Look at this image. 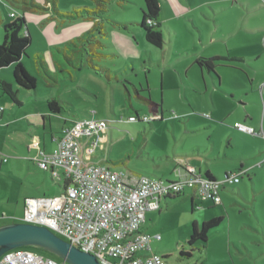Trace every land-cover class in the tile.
Wrapping results in <instances>:
<instances>
[{
	"label": "rangeland",
	"instance_id": "obj_1",
	"mask_svg": "<svg viewBox=\"0 0 264 264\" xmlns=\"http://www.w3.org/2000/svg\"><path fill=\"white\" fill-rule=\"evenodd\" d=\"M34 1L42 5L46 4V0ZM92 1L58 0V8L62 11H72L75 4H91ZM142 1L112 0V3L108 5L107 18L109 21H105L107 34L98 36L99 39L97 37L105 44V47L99 50L102 55L93 56V59L95 65L110 69L112 75H116V73L119 75L120 82H115V80L113 81L115 83L110 85L104 79L96 76L95 71L88 66L87 59L83 61L80 58L81 55L75 54V57L78 58L75 59L77 62H84L81 63L83 67L77 70L58 50V46L51 48V45L55 44L54 39L59 38L61 33L85 35V32L89 29L85 30L82 24L88 23L87 21L76 20L63 25L58 19L51 17L52 10L37 11L27 6L23 1L0 0V11L2 13L0 15V43L3 41L4 23L13 20L8 15L10 11H14L20 16L25 15L27 27L32 37V45L29 49L31 57L25 59L23 64L26 70L37 79V85L34 90H21L20 97L24 95L35 96L38 91L39 95L47 96L48 99L55 98L61 105L62 114L50 113V123L53 130L58 128L57 125L62 122L65 114L73 121L84 118L83 112L90 108L97 111L98 117L109 121L110 127L103 132V138L101 136L99 147L93 159L96 160L106 156L110 160L105 162L106 165L111 167L113 161L121 162L120 165L126 172L135 171L136 168L153 175L175 180L178 178L175 173L177 161L179 159L188 160L183 155L175 156V153L187 149L194 150L196 153L197 147L211 150L212 142L216 144L217 150L215 149L206 157L218 155L219 158L207 161L204 156L192 157L194 163L192 166L200 168L202 176H206L205 173L208 167L217 166L221 167L224 172L226 170L231 172L238 169L242 163L252 165L253 172L262 171L260 175H254L256 177L254 185L250 182L248 176L244 174L243 181L226 186L231 188L233 192L230 189H220L221 194L227 196L224 200L225 210L223 211L216 206L214 207L212 202H201L197 197L194 198L193 204L194 192L187 189L181 196L168 198L170 201L168 206L166 207L164 204L159 214L157 212L149 213L147 223L150 227V233L161 235V240H154L151 243V250L153 253L163 256L166 264H264V191L261 192L264 189V159L258 161L256 157L241 158L250 145L256 146L258 150L259 147H264V130L261 129L256 131L255 134L248 135L249 138L234 139L233 136L230 140H227L226 137L222 138L225 129L228 128L227 126L235 127L229 118L219 121V124H213L212 128L208 130H195L202 127L204 122L211 123V120L214 119L210 118L208 113H205L208 116L203 113L204 111L209 112V110H199L196 115L192 111L190 98L184 94L185 87L180 74L181 65H164L161 63L159 66L152 67L137 61L134 70L131 60L128 61L130 63L125 62V56L120 53L115 43L120 36L119 34L128 35L135 43L132 33L133 25L129 21L140 19ZM29 2H32V0H29ZM161 14H163L162 19L168 15L166 10H163ZM209 14L212 16L213 12ZM117 21L127 23L125 27L128 30H125L122 25L119 26L122 28H119L114 23ZM85 25L90 29L92 27V23ZM68 26L72 27L65 31ZM23 33H26V27ZM164 35L163 38L168 42ZM135 44L137 46L134 48L133 54L130 53L131 56L145 58L147 57V48H151L156 58L160 57L158 56L160 51L147 45L144 40ZM180 46L181 41H176L175 49H179ZM233 48L232 53H238V50L245 52L244 48L238 50H233ZM227 51L224 50V53ZM38 52L42 53L50 71L61 77L60 81L52 87L48 86L47 83L49 81L54 83V78L50 77L43 68L40 72L36 66L34 57ZM69 52V55L74 56L71 54L72 51L68 49ZM224 53H221V55ZM245 53L249 55L250 49ZM146 59L148 62V58ZM59 61L64 64L65 71H57L55 63ZM218 63L222 66L217 67L216 73L219 76L220 83L224 86H249L252 80L256 82L258 79H264L263 53H261L259 59L253 58L249 61L231 60ZM71 71L73 78L70 77ZM125 81L126 83H124ZM131 83L137 85L138 89H141V84L144 87L143 93L145 92L146 96L149 93L146 87H149L153 101L161 105L163 112L161 120L128 122L131 113L136 115L135 110H137L139 116L145 114L150 116L154 113L148 103L135 96ZM124 84L129 87L132 95L130 101L126 100V103L121 104L120 98L124 93ZM208 86L207 92L201 94L200 100L202 102L208 100L209 104L212 105L211 96H215L218 102L229 99V96L223 92L214 91L212 85L209 84ZM190 91L193 95V90ZM88 92L95 93L96 97L90 96ZM113 92L117 95L114 96ZM114 98L119 101H115ZM23 100V108L19 110L20 107H16L19 111H15L16 109L13 107L11 100L1 97L0 92V107L4 108L3 113L0 111V160L2 161V167L0 165V182L2 178H5L4 181L9 186L5 194L6 197H10V202L4 208L10 211H13L17 206L21 208L23 202H25L24 198L28 195L35 198L49 197L64 190L63 183L54 181L50 172L40 168L37 166V162L32 160L35 153L29 154L25 151L23 154V151H18V154L24 158H20L16 164L15 159L12 158L14 146L20 147L21 143L25 144V140L28 142V137H30L27 133L29 124L24 115H30L32 113L31 106L36 105V103H33L28 97ZM44 102L45 105H43L42 111L47 112V102L46 100ZM188 117L191 119L187 120ZM193 117L196 118L193 119ZM117 120L118 122H116ZM69 124L71 125V122ZM46 125L49 126L47 120ZM32 133L42 135L40 130H35ZM139 134V141L134 142ZM144 138L147 139V149L142 154L144 157H141L139 150ZM23 139L24 142H21ZM14 141L18 142L14 143ZM30 141V145H32L33 140ZM220 143H222V147L218 150ZM155 150L160 151L162 155L163 153L166 154L172 159L158 163L147 160L145 157L148 152L157 159L160 154L155 153ZM225 155L234 158H224ZM179 163L183 164L184 161ZM45 178L47 179L45 180ZM31 181L36 185H40L38 182H41L38 187L39 190ZM198 205H201L202 208H199ZM218 216H223V221L218 227L209 232L206 247L192 246L188 243L194 223L201 226L204 221ZM26 248L45 257L50 255L47 251L36 247ZM182 252H190L191 256H186ZM52 257L58 260L57 256Z\"/></svg>",
	"mask_w": 264,
	"mask_h": 264
},
{
	"label": "crops",
	"instance_id": "obj_2",
	"mask_svg": "<svg viewBox=\"0 0 264 264\" xmlns=\"http://www.w3.org/2000/svg\"><path fill=\"white\" fill-rule=\"evenodd\" d=\"M49 0H46L47 6H49ZM160 1V16H159V23L160 27L159 30L161 31L162 35L166 33L164 36L166 37L165 41L164 39V45L161 48H158L152 44H150L145 37V30L142 28L140 22L142 20L143 15V8L144 3H142L141 6V17L138 20H132L129 21L131 25H133V38L135 40V43H140L141 40H144L145 43L149 46H152L154 49L159 50L160 54L157 57L155 56L153 50L151 48H147V57H135L131 56L130 53L133 54L134 48L137 46V44L133 43L131 40V37L128 35H122L119 34V38L117 42L115 43L118 50L122 55L125 56V62L130 63L128 61L131 60L132 66L135 70V63L137 61L142 62L145 65L149 66H159L161 63L164 65L169 64H179L181 65L180 68V74L182 77V82L185 87L184 94L189 96L191 108L192 111L198 112L199 110H209V112L204 111L203 113H208L210 118H213L214 120H211V123H201L202 127H198L195 130H208L212 128L213 124H219L221 121L225 120L226 118L231 119L233 122L232 124H235L237 122H242L243 124L253 127L256 131H260L261 129L264 130V79H258V81L255 82V80L250 81L249 86H241L238 85H228L224 86L222 83H220V79H218L215 74L217 75V67L222 66L219 65L218 62L221 61H227V60H221L214 62V71L215 74L212 72H209L206 68L200 67L197 64V61L200 58H212L216 57H232L236 58L234 60H240V61H249L253 58H260L261 53L264 54V0H159ZM143 2V1H142ZM51 6V5H50ZM83 5L75 4L74 7H79ZM51 10V9H50ZM163 10H166L168 15L166 18L162 19ZM11 12V11H10ZM9 12V13H10ZM213 12V15L211 16L209 13ZM8 13V15H9ZM231 13V14H229ZM0 11V15H1ZM10 17V16H9ZM87 21L88 23L82 24V26L85 28V30L90 29L86 27L85 24L92 23L93 21L90 19H75L71 21ZM66 21L62 23L63 25H66L65 23L71 22ZM61 23V22H60ZM116 23V22H115ZM127 23L118 22L116 25L123 26L125 30H128L127 27H125ZM61 25V26H63ZM60 26V25H59ZM58 27L57 25L55 26ZM65 27V26H63ZM72 26H68L65 28V31L68 29H71ZM122 28V27H119ZM88 31V30H87ZM86 31V32H87ZM85 32V31H84ZM85 32V35H86ZM83 35V36H85ZM168 36V37H167ZM77 37H81L78 35V33H61L59 38H55V44L51 45L52 47L58 46L62 47L67 44L68 41L73 40ZM181 41V46L179 49H175V42ZM50 44V43H49ZM50 46V45H49ZM234 47V48H233ZM238 50L240 48H244L245 52L250 49L249 55H247L245 52L239 51L238 53H232L231 50ZM125 50V51H123ZM224 50H228L226 53H224ZM231 52V54H230ZM261 52V53H260ZM221 53H224L221 55ZM226 54V55H225ZM254 56V57H253ZM31 57V54H30ZM148 58V62L147 59ZM25 59L22 61L24 62ZM231 61V60H228ZM101 68H103L101 66ZM264 70V66L262 67ZM107 69V68H106ZM110 70V69H108ZM109 72H112L111 70ZM116 72V71H114ZM96 76L100 77V79H104L107 84H114L115 82H120L119 75L116 73V81L112 80V78L107 79L102 74L95 73ZM219 77V76H218ZM0 80H6L11 82L12 81V74H11V68H6L3 70H0ZM115 81V82H113ZM132 87L134 89L135 96L137 92H142L144 90V87L140 84L141 89H138V86L134 83H131ZM212 85L213 90L217 92H223L227 96H229L228 100H220V102L217 101V98L215 96H211L212 105L209 104L208 100H200L201 94L206 93L208 89V85ZM224 86V87H223ZM224 88V89H223ZM146 90L149 92L147 95L149 98L152 99L150 94V89L147 86ZM193 90V95H191V91ZM90 96L96 97L95 93L88 92ZM113 95L116 96L117 94L113 92ZM131 91L128 86L124 85V93L121 95L120 103L124 104L126 103V100H131ZM224 95V96H226ZM30 98L33 103H36V105H32V113L30 115H24L25 119L27 120L29 124V129L27 130V133L30 137H28V142H24V139L21 142H24L25 144L21 143L22 145L14 146L12 158L15 159L14 162H16L20 158H24L23 156L18 154V151H23V154L25 151L29 154L35 153L34 156L37 154V150L30 145V140H37L39 143V146L45 151V152H52L58 144V139L62 135V129L65 126H69L70 122L73 123L72 119L68 115H63L62 122L58 124V128L54 129L51 126L50 123V112L47 109V112L42 111L43 105H45L44 100L46 102L48 101L47 96H41L39 95V92L35 94V96H28L24 95L21 97L23 101V105L20 107L19 110H21L24 106V98L26 97ZM1 97H4L1 95ZM7 98V97H6ZM8 99V98H7ZM115 99V98H114ZM153 100V99H152ZM115 101H119L117 98ZM227 101V102H226ZM44 102V103H43ZM38 104V105H37ZM132 104V102H131ZM13 107H19L13 104ZM15 110V111H19ZM4 111V110H3ZM3 111L1 113H3ZM94 111V113H92ZM69 113V112H68ZM52 114V113H51ZM62 113H59L61 115ZM134 115L130 114L129 116ZM139 115V114H138ZM2 116V115H1ZM68 116V117H67ZM83 116L91 117L94 116L97 119H102L101 117H98V112L94 109L90 108L83 112ZM189 116V115H188ZM191 117V116H190ZM190 117L186 118L187 120L191 119ZM204 117V116H203ZM196 117H193L195 119ZM46 120L49 122V126L46 125ZM105 120V119H102ZM220 121V122H219ZM230 121V122H231ZM109 122V121H108ZM118 122V120L116 121ZM228 128L225 129L224 134L222 138H227V140H230L234 136L235 138H249L247 137L250 135L249 133L243 132L235 128L234 126H227ZM35 130H40L42 135H38L35 132ZM106 136V135H105ZM140 134L137 138L134 139L135 141H139ZM103 138V135H102ZM221 138V136H220ZM133 141V140H132ZM18 141H14L16 143ZM222 147V143H220L218 150H220ZM147 149V139L144 138L142 141V144L140 145L139 153L141 157H144V154ZM216 149V144L212 142V149L211 150H205L202 149V147H197V152L195 153L194 150H185L183 152L175 153V156H184L187 157L188 160H183L186 163H189L191 165H194L193 158L192 157H206L211 152H214ZM217 150V149H216ZM157 154H160L157 156V159L152 157L151 154L148 152L146 153V159L151 160L153 162H162L171 160L172 158L168 157L166 154H161L160 151L155 150L154 151ZM245 155H243L241 158H248V157H256V160L261 161L264 159V147H259V150L256 149V146L250 145L249 148L245 151ZM154 154V155H157ZM33 156V157H34ZM219 158L218 155H215L214 157H206V160H213ZM224 158H234V157H227L225 155ZM33 160V159H32ZM34 161V160H33ZM94 162H97L98 164L106 165L105 162H109L110 160L108 157L100 158V159H93ZM2 161L0 160V165ZM37 166H39L37 164ZM108 166V165H107ZM252 165L244 164L240 165L238 169H234L231 172L237 173L239 171H246V175L248 176V179L250 182L254 185L255 178L254 175H260L262 171H256L253 172V169L251 167ZM2 167V165H1ZM110 167V166H109ZM113 170H121L124 171L121 167V165L116 164L113 161V166H111ZM198 172L202 174L201 169L197 168ZM132 174L136 175H148L150 177H157V178H163L172 180L169 177L164 178L157 175H153L151 173H148L141 169H136L135 171L130 170L129 171ZM210 173L211 176H213L215 179H224V177L231 173L229 170H226L225 172L221 169V167H212L207 169L205 175ZM244 175V174H243ZM243 175L240 177V183L243 181ZM220 177V178H219ZM222 177V178H221ZM5 178L1 179L0 182V225L14 222L13 218H19L23 216L24 214V206L25 202H23V206L19 208H15L13 211L8 210L7 208H4L5 205L10 202V197H6V190L8 189L7 183L4 181ZM47 178H45L46 180ZM54 179V178H53ZM54 181H56L54 179ZM57 182V181H56ZM31 183L34 186H37V188L41 185V182H38L40 185H36L33 181ZM37 183V182H36ZM58 183V182H57ZM233 185V184H229ZM228 186V183L223 184L221 189H230L232 192L233 190L231 188L226 187ZM39 190V188H38ZM239 190V189H238ZM264 191V189L261 190V192ZM260 192V191H257ZM57 194V193H56ZM221 194V191H220ZM55 195V194H54ZM27 197H31V195H28L24 198V201ZM194 198V197H193ZM192 198V199H193ZM227 198V196H224L221 194V203L220 205L216 206L221 211L224 209V200ZM168 197L163 198L161 200V206L160 209L157 211H151L146 213V221L142 226V229L145 232L150 233L149 231V224L147 215L149 213L157 212L159 214L161 212V208L165 204L166 207L169 204ZM215 207V205H214ZM153 234V233H151Z\"/></svg>",
	"mask_w": 264,
	"mask_h": 264
},
{
	"label": "built area",
	"instance_id": "obj_3",
	"mask_svg": "<svg viewBox=\"0 0 264 264\" xmlns=\"http://www.w3.org/2000/svg\"><path fill=\"white\" fill-rule=\"evenodd\" d=\"M10 16L14 17L15 13L11 12ZM158 117L156 114L130 116L128 122H149ZM234 125L249 134L256 132L242 123ZM109 127L108 121L94 116L74 120L62 129L52 152H45L38 141L33 140L32 147L37 150L33 160L58 183H63L64 190L49 197L26 198L23 216L13 220L50 229L80 250L94 255L100 264H166L163 256L151 250V243L161 240V235L142 229L146 213L159 210L165 196L185 189L193 190L201 202L218 205L221 186L238 183L240 173L227 174L223 180H211L191 164L179 163L182 159L175 170L178 180L170 182L113 170L93 161L101 136ZM0 264L67 263L19 247L5 252Z\"/></svg>",
	"mask_w": 264,
	"mask_h": 264
},
{
	"label": "trees",
	"instance_id": "obj_4",
	"mask_svg": "<svg viewBox=\"0 0 264 264\" xmlns=\"http://www.w3.org/2000/svg\"><path fill=\"white\" fill-rule=\"evenodd\" d=\"M16 1H23L27 6L37 11L51 9L53 12L51 17L58 19L59 22L61 23L79 19V18L92 20L93 25L91 29H89L86 32L85 36L77 37L73 40L68 41L64 47H57V48L64 55L66 60L70 64H72L77 70H80L83 67V64L81 63L83 61H86L87 59L88 66L93 71H95V73L102 74L107 79H110V78H112V80L117 79L116 75H112V73L109 72L110 70L104 67L101 68L100 66L95 65L94 64L95 62L93 59V56H101L102 54L99 53V50L105 47V44L101 40H98L99 39L98 36H105L107 34L105 21H109V19L107 18L108 5L112 3V0H93L91 4L88 3L83 6L74 7L72 11L60 10L58 8V0H49L48 2L51 4L50 7L47 6L48 4L42 5L40 3L35 2L34 0H32V2H29V0H16ZM143 3H144V8L142 10L143 15H142V20L140 24L142 28L145 30L146 40L150 44L158 48H161L164 45V38H163L161 31L159 30V27H160L159 16H160V10H161L160 1L159 0H143ZM11 12H14V11H11ZM10 13H9V16H10ZM10 18H13V20L7 23H4L3 25V41L0 43V70L11 68L12 81L9 82L6 80H0V92H1V95L10 99L14 105L21 107L23 105V101L20 97L21 90H34L36 89V85H37V79L26 70V68L24 67L23 61H22L23 59L30 58L29 49L32 45V37L28 30L27 22H26V18L24 14L20 16L15 13V16L14 17L10 16ZM25 27H26V33H23V30ZM68 49L72 51L71 54H73L74 56L69 55L70 52L68 53ZM75 54L79 56L81 55L80 58L83 60L81 63L75 60V59H78L77 57H75ZM34 58H35V63H36V66L38 67V70L40 71L43 68L44 71H46L50 77L54 78V83L49 81L47 85L52 87L54 84H57L58 81H60L61 77L54 75L52 71H50L49 67L47 66L46 62L43 59L42 53L38 52ZM234 59L236 58L218 57V56L212 57L209 59L200 58L197 61V64L200 67L206 68L209 72H212L215 74L214 62L221 61V60L228 61V60H234ZM55 64H56L57 71L66 70L64 67V64L60 63V61ZM215 76L219 79L218 75L215 74ZM70 77L73 78L72 71H71ZM124 83H126V81ZM143 91L137 92L136 95L138 96V98L142 99L143 101H145L146 103L150 105L151 111L154 112L153 114H156L159 116L158 119L156 120H159V119L161 120L162 115H163L161 105L158 103H155L151 98H149L148 95L146 96V94H144L145 92L143 93ZM47 107H48L49 112L52 114L61 113V105L55 98L48 99ZM135 111H136V115H131V116H136L140 118L141 116L137 114L138 113L137 110ZM138 121H141V120H138ZM152 121H155V120H152ZM152 121H149V122H152ZM130 123H134V122H130ZM115 163L119 165L121 164V162H115ZM178 167H179V163L177 161L175 170ZM238 173H240L239 175V178H240L243 174L246 173V171L241 170ZM206 177H208L211 180H216L213 176L210 175L209 172L206 175ZM175 180H178V178ZM175 180L167 179V181L169 182L175 181ZM186 190L187 189H185L184 191H179L172 195H167L164 198L181 196L182 194H184ZM193 197L194 198L196 197L194 193H193ZM194 198L192 199L193 204H194ZM214 205L218 206L220 204L218 205L214 204ZM223 218H224L223 216L213 217L212 219L208 221H204L201 226H199L197 223H194L192 225V231H191V235L189 237L188 243L192 246L206 247L208 243L209 232L212 229L218 227L222 223ZM47 253L50 254L49 256L51 257L54 256L53 254L49 252ZM182 254L186 256H191L190 252H182ZM58 260H61V259L58 258Z\"/></svg>",
	"mask_w": 264,
	"mask_h": 264
},
{
	"label": "water",
	"instance_id": "obj_5",
	"mask_svg": "<svg viewBox=\"0 0 264 264\" xmlns=\"http://www.w3.org/2000/svg\"><path fill=\"white\" fill-rule=\"evenodd\" d=\"M19 247L41 248L67 264H100L94 255L80 250L44 226L23 222L0 225V257Z\"/></svg>",
	"mask_w": 264,
	"mask_h": 264
}]
</instances>
